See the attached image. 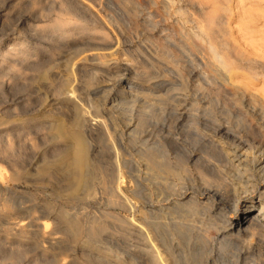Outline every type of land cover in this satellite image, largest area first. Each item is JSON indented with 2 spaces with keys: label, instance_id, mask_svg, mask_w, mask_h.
I'll return each instance as SVG.
<instances>
[{
  "label": "rangeland",
  "instance_id": "obj_1",
  "mask_svg": "<svg viewBox=\"0 0 264 264\" xmlns=\"http://www.w3.org/2000/svg\"><path fill=\"white\" fill-rule=\"evenodd\" d=\"M196 1L0 0V264H144V159L174 178L146 141L202 159L212 129L264 144V0ZM57 122L85 140L77 187ZM191 234L175 255L199 264Z\"/></svg>",
  "mask_w": 264,
  "mask_h": 264
},
{
  "label": "bare ground",
  "instance_id": "obj_2",
  "mask_svg": "<svg viewBox=\"0 0 264 264\" xmlns=\"http://www.w3.org/2000/svg\"><path fill=\"white\" fill-rule=\"evenodd\" d=\"M201 30L205 35V27ZM216 57L218 58V55ZM71 97L70 94L66 95V98ZM85 117L86 115L83 117L84 120ZM92 124L93 129L107 128L99 119H94ZM65 126L61 122L55 125L57 138L71 144V147L59 156L58 161L65 169L75 170L74 180L77 187L86 174L84 172L88 164L86 144L80 132L66 129ZM252 126L250 125L251 128ZM249 131L252 132V129H212V134L203 144L211 155L210 159H202L200 151L196 154L193 150H188L190 148L184 147L173 135L163 134V137L160 135L161 139L151 148L147 147L149 141L145 140L146 147L143 153L146 157L150 153L154 152V155L156 153L163 159L159 165L164 166L166 172L174 175V178L164 184L160 183L150 173V159H144L142 200L144 209L142 208V225L139 226L144 241L141 250L144 264H195L196 259L192 263H186L179 255H175L176 249L179 251L180 243L185 239L186 231L195 236L196 242H201L202 250H206L203 261L198 260L199 264H260V261L251 256L255 257L258 255L255 252L264 250V144L254 145L255 143L250 142L251 138L245 135H249ZM204 135L197 134L198 137ZM250 135L252 136V133ZM149 137L152 138L151 135ZM197 140L199 141V138ZM255 142L257 144L258 139ZM170 148L178 151V156L180 154L183 157V164L177 168L178 170L176 165H171L172 160L169 161V151H172ZM205 155L204 157H208ZM176 158L175 160L178 159ZM180 161H174V164ZM42 224L46 226L45 223ZM23 225L20 223L17 227L21 228ZM49 238L58 240L59 237L50 235ZM232 246L236 248L229 252L228 248Z\"/></svg>",
  "mask_w": 264,
  "mask_h": 264
}]
</instances>
